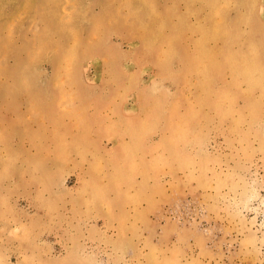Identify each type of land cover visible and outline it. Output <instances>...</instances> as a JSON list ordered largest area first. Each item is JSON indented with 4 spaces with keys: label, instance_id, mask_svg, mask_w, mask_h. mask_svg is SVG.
<instances>
[{
    "label": "rangeland",
    "instance_id": "obj_1",
    "mask_svg": "<svg viewBox=\"0 0 264 264\" xmlns=\"http://www.w3.org/2000/svg\"><path fill=\"white\" fill-rule=\"evenodd\" d=\"M0 264H264V0H0Z\"/></svg>",
    "mask_w": 264,
    "mask_h": 264
}]
</instances>
